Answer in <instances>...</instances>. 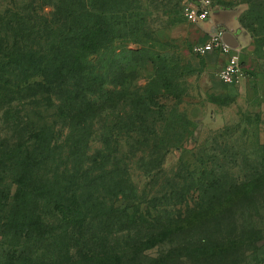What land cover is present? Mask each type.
I'll list each match as a JSON object with an SVG mask.
<instances>
[{
	"label": "trees",
	"instance_id": "obj_1",
	"mask_svg": "<svg viewBox=\"0 0 264 264\" xmlns=\"http://www.w3.org/2000/svg\"><path fill=\"white\" fill-rule=\"evenodd\" d=\"M143 1L40 0L26 19L1 21L11 34L0 37V106L16 104L4 120L11 139H0L3 264H168L170 255L143 254L179 230L222 220L237 228V216L242 231L254 232L252 214L264 211V169L240 182L218 169L204 188L207 200L177 217L171 206L141 208L133 169L162 174L165 155L184 140L169 133L168 114L176 111L160 103L178 97L174 69L151 59L152 77L142 84L135 68L110 67L112 46L127 32L124 59L140 54L128 44L153 41ZM244 3L243 28L264 48V0Z\"/></svg>",
	"mask_w": 264,
	"mask_h": 264
},
{
	"label": "rangeland",
	"instance_id": "obj_2",
	"mask_svg": "<svg viewBox=\"0 0 264 264\" xmlns=\"http://www.w3.org/2000/svg\"><path fill=\"white\" fill-rule=\"evenodd\" d=\"M39 1L0 0V37L11 34L1 21L6 22L14 14L26 19L35 8L34 2ZM244 1L216 0L213 25L195 26L182 15V9L191 0H172V5L166 7L165 1L144 0L142 8L147 14L140 15L146 20L147 33L153 41L145 46L128 44V48L140 50V54H125L126 59L120 53L130 32L126 33L127 39L121 38L112 46L115 54L110 67L115 68L120 62L127 66V73L135 68L142 84L152 77L153 65L174 69L173 90L178 97H163L160 103L176 111L175 118L168 114L175 125L169 133H184L182 145L165 155L162 174H148L141 167L133 169L132 183L143 192L139 195L141 208H148L151 213L171 206L177 217L185 213L186 207L204 203V188L214 180V174H219L218 169L228 170L239 182L246 179L249 171L264 169V48L260 40L256 42L243 28L241 20L248 10ZM231 29L239 44L240 77L237 83L225 85L218 77L223 59L201 57L193 49L205 43L210 33ZM151 59L155 60L153 65L147 62ZM15 112L16 104L0 106V139H11L12 124L4 120ZM161 130L168 131V127L164 125ZM260 200H264V195ZM235 220L237 228L222 220L185 232L179 230L170 241L146 250L143 255L149 259L170 255L168 264H264V211L252 214L254 232L241 230L242 217L236 216ZM243 221L247 223L248 218ZM231 239L235 241L233 247L227 244ZM6 250L0 246V264L4 263L2 255ZM206 252L211 256L204 255Z\"/></svg>",
	"mask_w": 264,
	"mask_h": 264
},
{
	"label": "built area",
	"instance_id": "obj_3",
	"mask_svg": "<svg viewBox=\"0 0 264 264\" xmlns=\"http://www.w3.org/2000/svg\"><path fill=\"white\" fill-rule=\"evenodd\" d=\"M216 0H191L184 6L182 15L191 25L200 26L209 23L213 15ZM224 31H215L208 35L205 43L194 47L198 56L214 54L224 59L223 67L218 73L220 81L225 85L237 83L240 77L239 47L231 48L224 40Z\"/></svg>",
	"mask_w": 264,
	"mask_h": 264
},
{
	"label": "crops",
	"instance_id": "obj_4",
	"mask_svg": "<svg viewBox=\"0 0 264 264\" xmlns=\"http://www.w3.org/2000/svg\"><path fill=\"white\" fill-rule=\"evenodd\" d=\"M211 20H212V19H211ZM207 25H208V26H212L213 23L210 21L209 23H207ZM225 34L227 35V36H226V39H225V41H226L227 44H231V45L237 44L238 47H239V44H238L237 37H236V35H235V31H234V29H231V30H229V31H226ZM208 55L216 56V55H214V54H208ZM220 58H222V57H220ZM222 59H223V58H222ZM223 61H224V59H223Z\"/></svg>",
	"mask_w": 264,
	"mask_h": 264
},
{
	"label": "water",
	"instance_id": "obj_5",
	"mask_svg": "<svg viewBox=\"0 0 264 264\" xmlns=\"http://www.w3.org/2000/svg\"><path fill=\"white\" fill-rule=\"evenodd\" d=\"M226 34L224 35V40L226 39ZM226 42V41H225ZM231 48H237L238 45L237 44H234V45H231V44H228Z\"/></svg>",
	"mask_w": 264,
	"mask_h": 264
}]
</instances>
